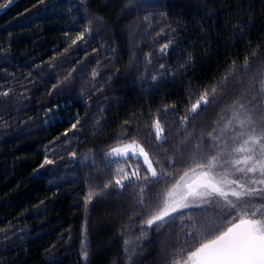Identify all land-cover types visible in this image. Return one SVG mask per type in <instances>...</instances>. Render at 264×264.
I'll list each match as a JSON object with an SVG mask.
<instances>
[{"label":"trees","instance_id":"1","mask_svg":"<svg viewBox=\"0 0 264 264\" xmlns=\"http://www.w3.org/2000/svg\"><path fill=\"white\" fill-rule=\"evenodd\" d=\"M7 2L0 264H169L236 222L221 201L147 223L184 171L241 142L240 103L259 122L264 0ZM128 142L157 178L115 184L107 154Z\"/></svg>","mask_w":264,"mask_h":264},{"label":"snow or ice","instance_id":"2","mask_svg":"<svg viewBox=\"0 0 264 264\" xmlns=\"http://www.w3.org/2000/svg\"><path fill=\"white\" fill-rule=\"evenodd\" d=\"M11 2L8 0L2 7L6 8ZM261 85L259 93L264 96V80ZM201 101L207 104L204 97H201ZM199 105L198 101L190 111L196 112ZM256 109L257 105H252L249 111L243 103L239 104V110L242 111L238 110L233 119L242 130L237 133L241 142L232 147L231 151L223 148L214 150L203 162L197 161L194 167L190 166L184 171L166 190L163 207L147 221L149 225L157 224L159 228L163 224L158 222L167 223L166 218L173 217V213L183 209L203 208L204 205H219L221 201L224 208L234 210L233 219L236 222L230 227L218 231L212 238H201L193 250L178 259L170 260L169 264H264V108L260 109L259 122L254 119ZM163 131L159 121H156L155 138L160 139ZM129 153L132 157H142V163L147 165V169L143 176L138 169L131 170L130 175L121 169L123 180H131L133 177L136 180H149L147 173L151 174V178L160 175L149 153L139 144L114 148L107 155L127 160ZM115 184L124 186L120 179ZM253 200H259L260 203L257 205Z\"/></svg>","mask_w":264,"mask_h":264},{"label":"rangeland","instance_id":"3","mask_svg":"<svg viewBox=\"0 0 264 264\" xmlns=\"http://www.w3.org/2000/svg\"><path fill=\"white\" fill-rule=\"evenodd\" d=\"M133 143L138 144V143H136V142H128V143H125V144H122V145L116 146V147H114V148H121V147H123V146L126 145V144H133ZM114 148H113V149H114ZM111 152H112V149H111L108 153H111ZM107 156H109V155H107ZM109 157H110V156H109ZM110 158L120 160V161L122 162V168H123V170H124L125 172H128L129 175L131 174V170H133V169H138V170L140 171L141 175H142L143 173L146 172L147 165H145V164L142 163V157H132V156H131V153H129V157L127 158V160H126L125 158H123V157H116V156H114V155L111 156ZM132 160H138V162H139L140 164H138V163H134ZM157 172H158V171H157ZM147 174H148L149 176H151L150 173H147ZM132 179L136 180L134 177H133ZM132 179H131V180H132ZM125 181H128V180H123V179H122V183L125 182ZM189 209H191V208H189ZM184 210H187V209H183V210H181V211H184ZM181 211H179V212H181ZM177 213H178V212H177ZM174 214H176V213H173V215H174Z\"/></svg>","mask_w":264,"mask_h":264}]
</instances>
